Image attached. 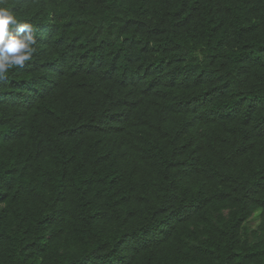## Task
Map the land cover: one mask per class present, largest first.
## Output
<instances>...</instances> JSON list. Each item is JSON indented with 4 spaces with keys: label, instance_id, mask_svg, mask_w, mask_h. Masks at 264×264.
I'll return each mask as SVG.
<instances>
[{
    "label": "trees",
    "instance_id": "obj_1",
    "mask_svg": "<svg viewBox=\"0 0 264 264\" xmlns=\"http://www.w3.org/2000/svg\"><path fill=\"white\" fill-rule=\"evenodd\" d=\"M0 6V264H264V0Z\"/></svg>",
    "mask_w": 264,
    "mask_h": 264
},
{
    "label": "clouds",
    "instance_id": "obj_2",
    "mask_svg": "<svg viewBox=\"0 0 264 264\" xmlns=\"http://www.w3.org/2000/svg\"><path fill=\"white\" fill-rule=\"evenodd\" d=\"M36 44L33 25L19 21L8 7L0 6V82L8 79L10 70L23 68L32 60Z\"/></svg>",
    "mask_w": 264,
    "mask_h": 264
},
{
    "label": "rangeland",
    "instance_id": "obj_3",
    "mask_svg": "<svg viewBox=\"0 0 264 264\" xmlns=\"http://www.w3.org/2000/svg\"><path fill=\"white\" fill-rule=\"evenodd\" d=\"M257 213H259V212H257Z\"/></svg>",
    "mask_w": 264,
    "mask_h": 264
}]
</instances>
